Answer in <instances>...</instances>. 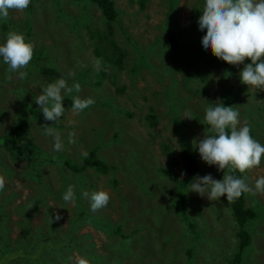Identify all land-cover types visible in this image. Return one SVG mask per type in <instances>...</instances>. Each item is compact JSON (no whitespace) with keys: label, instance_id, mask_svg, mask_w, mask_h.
Returning a JSON list of instances; mask_svg holds the SVG:
<instances>
[{"label":"rangeland","instance_id":"1","mask_svg":"<svg viewBox=\"0 0 264 264\" xmlns=\"http://www.w3.org/2000/svg\"><path fill=\"white\" fill-rule=\"evenodd\" d=\"M111 2L116 18L110 23L91 0H31L28 11H10L8 24H18L22 30L30 28L26 40L35 45L40 60L26 69V79L17 81L16 73L0 85V139L13 120L25 116L28 137L38 150L35 176L30 178L23 176V164L0 148V159L8 164L0 162V175L8 173L3 175L6 186L0 195L16 193L15 201L25 202L36 191L37 183L46 193L57 195L70 180L76 198L85 203L83 207L77 208L76 202L61 207L50 197L46 201L36 198L41 206L32 224L44 226L57 213L61 219L55 225L61 231L71 215L82 210L122 224V233H117L119 238L109 248L106 246L112 241L88 223L76 230L82 244L91 242L96 253L106 256L105 263L226 264L236 250L238 229L230 203L226 195L214 201L201 197L189 191L188 184L196 176L209 173L222 180L224 171L228 174L229 170L220 171L202 161L193 141L211 135L204 121L205 109L210 103L215 106L222 102L240 112L241 126L247 121L253 138L264 145V90H249L241 83L243 64L229 65L213 56L210 49L204 50L206 29H199L198 19L205 0H176L174 10L170 0ZM195 12L199 13L197 17ZM169 30L177 43L173 50L166 36ZM185 30L193 33L184 35ZM4 37L1 35L0 40L5 42ZM108 43L120 54L114 55ZM244 63L251 61L246 59ZM39 64L54 69L56 76L38 78ZM69 72L74 77H69ZM60 77L67 79L69 86L79 82L81 91L64 96L65 113L51 123L45 121L35 98L42 87ZM74 96L91 97L95 103L77 114L72 110ZM30 109L39 115H29ZM185 113L192 119L184 118ZM147 115L154 125L148 124ZM45 124L60 134L63 151H55L53 137L42 132ZM94 147L95 155L103 158L108 170L96 172L85 167L79 174L70 172L69 161L78 168ZM183 154L195 160L196 172L188 179L181 175ZM261 176L264 157L258 168L240 173L253 188ZM84 191H107L110 202L92 212L90 200L82 196ZM242 200L243 206L252 208L256 215L245 226L250 240L240 264H264V194L245 193ZM46 202L52 209L49 215ZM31 207L23 204L19 211ZM21 217L17 207H12L10 235L20 231L14 221H21ZM5 219L0 218L4 229ZM54 249L70 252L58 245ZM71 258L78 264L82 257L72 252Z\"/></svg>","mask_w":264,"mask_h":264},{"label":"clouds","instance_id":"2","mask_svg":"<svg viewBox=\"0 0 264 264\" xmlns=\"http://www.w3.org/2000/svg\"><path fill=\"white\" fill-rule=\"evenodd\" d=\"M30 3L31 0H0V19H8L10 11L27 9ZM198 25L201 31L206 29V34L202 37L205 51L210 49L213 56L229 65L243 64L244 67L239 73L241 83L248 85L249 90H264V0H205ZM34 48L35 45L26 41L22 33L9 32L6 41L0 44V57L8 65V72H18L20 79H25L28 73L22 69H27L32 61ZM246 59L251 63L245 64ZM68 76L74 77V73L69 72ZM74 91L77 93L81 91L79 82L69 86L64 77L42 87V93L35 98V103L41 109L45 121L60 120L65 113L64 96ZM72 100V110L77 114L95 103L91 97L81 99L74 96ZM239 117L240 112L233 106H224L222 102L215 106L209 104L205 109L204 121L210 126L213 134L204 135L202 139L193 141L202 161L209 166H217L220 171L228 169L241 174L261 165L264 145L253 138L251 125L247 121L241 126ZM184 118L192 119L189 113H185ZM42 127L46 135L53 137L54 150L63 151L60 134L47 124ZM70 142L73 141L70 139ZM195 172L194 167L190 177L194 176ZM181 175L183 177L186 174ZM5 186L6 178L0 175V192ZM188 187L189 191L198 193L201 197L206 196L210 201L220 200L226 195L228 203H232L245 193L264 194V176L255 181L253 188L247 183L246 178H237L224 171L223 179L216 180L209 173L203 177L196 176ZM82 196L90 200L92 212L107 207L110 202V194L107 191L92 193L84 191ZM62 199L66 203H75L74 185L68 186ZM60 219L61 216L57 214L55 220ZM71 259L69 257V260ZM78 264L89 262L80 258Z\"/></svg>","mask_w":264,"mask_h":264},{"label":"trees","instance_id":"3","mask_svg":"<svg viewBox=\"0 0 264 264\" xmlns=\"http://www.w3.org/2000/svg\"><path fill=\"white\" fill-rule=\"evenodd\" d=\"M95 3V5L98 7V9L101 12V15L103 16V19L106 21V23H110L111 21L115 20L116 18V11L113 6V3L111 0H91ZM144 0H140L142 3ZM171 1V10H174L175 1L176 0H170ZM30 7V5H29ZM29 7L25 9V11L29 10ZM198 12H195V17L198 16ZM191 25H193V22H191ZM8 24V20L0 19V37L1 35L6 39L7 34L11 31H15L18 33H22L25 36H28L30 34V28L26 30H22L20 25L18 24H11V26ZM18 28V29H17ZM29 31V33H28ZM170 32H167L166 36L168 37L169 42V48L170 50H173L176 48L177 43L172 38L173 31L169 30ZM193 33L192 31H184V35H188ZM89 37L92 40H96L93 35H90L88 32ZM108 38V37H107ZM107 38H104L105 41ZM109 39V38H108ZM27 41V40H26ZM110 41V40H109ZM4 43L3 39L0 40V44ZM95 43V42H94ZM110 44L114 55L120 54L117 47L115 45ZM97 60H99V55L97 52L94 53ZM40 55L36 53V50H34L33 59L28 65L27 69L31 66H36L39 63ZM100 62L101 59L99 60ZM22 71H26V69H22ZM18 73V72H16ZM16 73H10L8 72V65L5 64L2 60V57H0V85L2 82H9V76L12 78L13 75ZM57 72L48 67L41 66L39 64V67L36 71V76L38 78L43 79V77L47 76L49 78H52L53 76H56ZM26 79V78H25ZM24 79H20L19 73L17 74V81H22ZM46 80H49L48 78ZM24 85V84H23ZM17 87V86H16ZM16 91V88H15ZM21 92V91H20ZM231 97V95H230ZM21 100H24V97H19ZM30 114L33 117H37L39 113H35L33 109H30ZM0 113H2V110L0 109ZM35 113V114H34ZM16 113V115H18ZM148 119V124L150 126L154 125V121L152 117H149V115L146 116ZM53 123V122H51ZM50 123V124H51ZM49 124V125H50ZM206 124V123H205ZM207 125V124H206ZM8 131L1 137L0 139V148H2L5 151H8V156L13 159V161L17 163H22L24 166V170L22 172L23 176L26 175L30 178H34L35 172L33 169L37 166L36 163V153L37 147L34 145L33 141L28 137V120L25 116H18V119H15L12 121V124L7 126ZM44 131V128L42 129V132ZM211 134H213L211 132ZM91 149L87 154L81 159L80 166L78 168L74 165L72 161H69L71 165H68L66 162L64 164L68 165L70 168V172L79 174L85 167H90L96 172H106L108 170V165L104 162L103 158L101 156L95 155V150ZM26 156L27 160L23 159V157ZM0 162H3L6 166H8L7 163L2 161L0 159ZM181 162L183 165L182 173H185L183 177H186V179L190 178L191 174L194 171L195 162L192 157H187L183 154V157L181 158ZM10 167V166H9ZM44 172H46L44 170ZM2 174V175H7ZM228 174H233L237 178H240V173L237 172H231L228 171ZM168 179L170 180V177L168 174ZM80 181L81 179H77ZM111 181L116 182L115 179H112ZM46 188L48 189V183L46 181ZM71 184L70 180H68V184L64 187V189L57 195H55L53 192L46 193L42 189L39 188V184L37 183L36 191L31 194L32 196L30 198L27 197L25 202H19L18 200L15 201L14 195L16 193H4L0 195V218L3 219L5 217L6 222L4 224L5 228L0 226V264H76L72 260H69V257H72V252H76L78 255H80L82 258L87 259L90 263L94 264H109L106 262V256L96 253V251L93 248V243L89 242L87 244H82L79 235H77L76 230L83 224L88 223V225L92 226L95 229L100 230L104 233V235L110 239L112 242L110 244H107L106 248H109L110 245H112L113 242H115L119 235L117 233H122V224L120 222L114 223L111 220H105L104 218L97 216H91L89 214L83 213L82 210L76 211L71 215V217L68 219V225L61 229V231L58 230V226L55 225V218L53 220L46 221L47 224L44 226H41L40 223L38 224H32V218L37 213V207L41 206L38 202H36V198L40 199L42 198L43 201H46L48 197L57 200V202L60 204H57L61 207H64L67 203L62 199L63 194L66 192L68 186ZM72 185V184H71ZM50 187V186H49ZM46 190V189H44ZM9 196V199H6V197ZM3 197V198H2ZM59 200V201H58ZM2 201V203H1ZM48 202V201H47ZM47 212L48 215L51 213L52 209L50 210V206L47 205ZM75 202L77 204V208H82L85 204L83 199L76 198ZM31 205L32 207L30 209H27L25 211H19L20 205ZM45 206V208H46ZM12 207H17L19 214L22 216L21 221L15 220L14 224L20 229L14 236L10 235L9 230L11 226L9 223L11 220L9 219V213L12 209ZM231 208V216L232 219H234L238 224V229L236 230L235 234L237 239L236 244V250L235 252L230 256V258L227 260L226 264H240L241 262V255L243 250L247 247L249 244V234L248 231L245 229V226L248 222L253 220V218L256 215V212L252 208H246L243 206V200L242 196L235 200L234 202L230 203ZM57 215V213H55ZM55 215V216H56ZM28 218L27 220L24 219ZM55 245H58L60 248H69L70 252L68 251H62L58 250L56 251ZM70 262H69V261Z\"/></svg>","mask_w":264,"mask_h":264},{"label":"crops","instance_id":"4","mask_svg":"<svg viewBox=\"0 0 264 264\" xmlns=\"http://www.w3.org/2000/svg\"><path fill=\"white\" fill-rule=\"evenodd\" d=\"M247 208V207H246Z\"/></svg>","mask_w":264,"mask_h":264}]
</instances>
